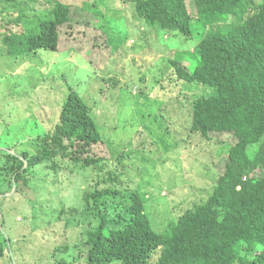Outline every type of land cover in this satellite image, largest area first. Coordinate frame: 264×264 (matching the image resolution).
Listing matches in <instances>:
<instances>
[{
  "label": "rangeland",
  "instance_id": "374dc122",
  "mask_svg": "<svg viewBox=\"0 0 264 264\" xmlns=\"http://www.w3.org/2000/svg\"><path fill=\"white\" fill-rule=\"evenodd\" d=\"M61 1L72 7L93 4V15L88 13L84 23L72 16L73 26L88 34L83 39L93 30H104L108 44L92 49V43L83 40L77 52L73 44L67 48L71 36H65L59 51L17 58L2 38L21 26L8 22L22 19L24 30L35 33L39 19L53 18L55 0H0V150L9 146L11 153L36 151V137L54 132L70 91H76L92 109L102 136L103 143L94 150L105 158L104 172H114L121 185L140 192L155 231L161 233L172 220L203 204L225 169L219 145L191 132L194 103L216 90L189 85L173 74L176 61L187 66L186 56L195 52L207 31L195 18L192 1L193 41L150 27L131 12L126 0ZM56 163L65 168L59 176L51 171L37 190L22 187L0 201L2 232L12 239L13 250L0 264H88L87 232L101 220L71 210L83 205L84 182L96 183L104 175L87 172L76 177L71 173L74 164L61 159ZM7 188L2 183V189ZM124 204L111 206L123 209ZM108 216L117 214L111 209ZM106 226L112 224L106 221Z\"/></svg>",
  "mask_w": 264,
  "mask_h": 264
},
{
  "label": "trees",
  "instance_id": "16d2710c",
  "mask_svg": "<svg viewBox=\"0 0 264 264\" xmlns=\"http://www.w3.org/2000/svg\"><path fill=\"white\" fill-rule=\"evenodd\" d=\"M126 1L131 12L154 29L193 41L195 15L207 31L200 35L195 52L186 56V67L174 61L173 74L189 85L216 90L194 103L191 132L221 148L225 169L216 180L218 188L158 233L140 192L121 185L114 172H104L105 158L94 150L103 139L92 109L71 90L60 124L54 132L36 137V151L10 153L8 145V151L0 150V201L22 187L37 190L51 171L59 176L65 170L56 163L61 159L74 164L71 173L76 177L87 172L97 178L104 175L96 183L84 182L83 205L71 210L101 220L90 224L93 229L87 232L88 264H264V0ZM94 8L90 3L72 7L55 0L53 18L39 19L35 33L24 30L22 19L10 20V26L17 23L21 28L7 30L2 39L17 58L59 51L65 36H71L67 48L73 44L77 52L83 40L91 42L92 49L105 47L104 30H93L83 39L88 34L73 26V15L82 24ZM97 16L92 18L100 19ZM63 48L67 49L65 44ZM2 183L8 184V192ZM119 201L125 202L123 209L111 206ZM111 209L117 214L112 219ZM0 215L1 259L13 250L12 239L2 232L1 208ZM106 221L112 224L110 229Z\"/></svg>",
  "mask_w": 264,
  "mask_h": 264
},
{
  "label": "clouds",
  "instance_id": "9594fccd",
  "mask_svg": "<svg viewBox=\"0 0 264 264\" xmlns=\"http://www.w3.org/2000/svg\"><path fill=\"white\" fill-rule=\"evenodd\" d=\"M9 150V149H8ZM8 150H6V151H8ZM11 151H12V149L9 151L10 153H11Z\"/></svg>",
  "mask_w": 264,
  "mask_h": 264
}]
</instances>
